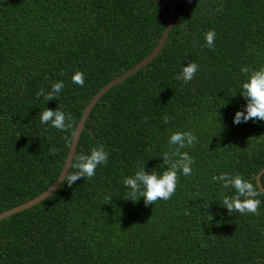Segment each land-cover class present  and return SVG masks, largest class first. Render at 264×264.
I'll list each match as a JSON object with an SVG mask.
<instances>
[{
    "label": "trees",
    "instance_id": "1",
    "mask_svg": "<svg viewBox=\"0 0 264 264\" xmlns=\"http://www.w3.org/2000/svg\"><path fill=\"white\" fill-rule=\"evenodd\" d=\"M172 2L0 0V213L44 191L66 164L75 136L42 124L41 110L61 105L77 130L94 95L158 46ZM211 29L214 50L201 47ZM189 61L200 70L184 83L176 76ZM262 65L264 0H179L160 53L107 91L86 120L76 153L103 143L107 165L0 219V264L264 261V196L259 215L230 214L221 192L230 193L211 181L227 171L256 182L264 168V121L233 122L247 104L241 69ZM77 69L83 87L72 82ZM58 80L59 97L36 98ZM164 115L175 119L165 124ZM176 130L198 137L183 149L195 159L192 174L179 173L170 200L146 206L143 197L127 198L124 178L141 163L162 171Z\"/></svg>",
    "mask_w": 264,
    "mask_h": 264
},
{
    "label": "clouds",
    "instance_id": "2",
    "mask_svg": "<svg viewBox=\"0 0 264 264\" xmlns=\"http://www.w3.org/2000/svg\"><path fill=\"white\" fill-rule=\"evenodd\" d=\"M221 5L217 11H222ZM216 31L211 29L204 34L206 41L205 45L209 49H215ZM195 40L196 38L193 37ZM200 70V66L194 61H189L186 66L183 65L182 70L177 74L176 79L188 83L194 79L196 73ZM241 72L247 79L241 81V92L247 101L246 109L238 110L234 116V123L240 124L249 120L264 121V65L256 69L243 67ZM61 76L65 73L60 72ZM72 82L81 87L85 83V74L77 69L71 77ZM65 83L63 80L53 81L49 91L45 92L41 88L36 92V98L41 96L46 101L53 100L59 97V94L64 89ZM39 119L42 124H50L51 127L60 131H70L71 135H76L74 120L71 113L67 112L61 105L57 109L44 108L39 114ZM175 119L173 116L164 115L163 123L168 124L170 120ZM69 139V137H65ZM49 140L52 137H48ZM198 137L192 130L181 131L176 130L171 133L168 140V150L162 153L163 162L160 165L162 171H157L153 168L147 170L145 164H138L134 174L124 178L123 184L129 189L127 198L133 201H138L141 197L144 198L146 206L154 205L159 200H170L176 192L179 182V173L188 177L193 172L195 159L188 151L183 149L191 148L197 143ZM51 155H55V150H49ZM109 152L103 143H98L92 146L88 153L80 151L71 157L70 165H66L59 181L66 183L71 187L77 180L82 177L91 179L96 174V169L99 165H107ZM166 165V167H165ZM212 182L218 183L222 189L227 190L230 194L226 195L221 192L222 205L225 206L229 213L239 212L241 214L259 215V208L262 203L259 197L264 196V186L261 184V179H256V182L246 178L243 174L221 172L218 175L211 177ZM197 197L199 193H197ZM126 198V199H127ZM112 197L108 198L111 202ZM212 200L205 199L203 207L207 209ZM185 215H191L189 210H185ZM212 219V216H211ZM211 221V220H210ZM253 264H264V261L259 258L254 259Z\"/></svg>",
    "mask_w": 264,
    "mask_h": 264
},
{
    "label": "water",
    "instance_id": "3",
    "mask_svg": "<svg viewBox=\"0 0 264 264\" xmlns=\"http://www.w3.org/2000/svg\"><path fill=\"white\" fill-rule=\"evenodd\" d=\"M179 0H173L170 9H168V19L166 22V31L164 33V35L161 38L160 43L158 44V46L154 49V51L148 55L146 58H144L143 60H141L139 63H137L136 65H134L133 67L127 69L126 72H124L123 74H121L119 77L115 78L114 80H112L111 82H109L108 84H106L105 86H103L95 95L94 97L90 100V102L88 103V105L86 106L82 117L78 123L77 126V130H76V135L74 137V140L72 142L71 145V150L70 153L68 155L67 161L65 166L68 164L70 165L71 163V157L76 154L77 148H78V144L81 138V135L84 131V127H85V123L86 120L91 112V110L93 109V107L95 106V104L99 101V99L107 92L109 91L113 86L117 85L118 83L122 82L123 80H125L127 78V76H129L131 73L136 72L137 70L141 69L142 67L146 66L149 64L150 61H152L159 53L160 51L163 49L164 45L166 44L170 31H171V26L173 24L174 21V13L176 10V6ZM65 166L62 168L61 173L59 174L58 178L48 187L46 188L44 191H42L41 193H39L38 195H36L35 197L29 199V201H26L20 205H17L15 207H12L6 211H3L0 213V219H3L13 213L25 210L30 208V206L40 202L41 200H43L44 198H46L48 195H50L52 192H54L62 183L61 181H59V177L62 174ZM264 173V168L260 171V173L258 174L257 179H261L262 174ZM262 184V182H261ZM263 186V184H262Z\"/></svg>",
    "mask_w": 264,
    "mask_h": 264
}]
</instances>
